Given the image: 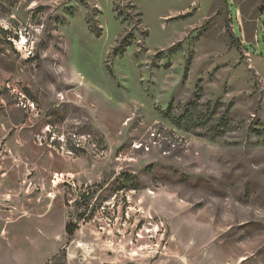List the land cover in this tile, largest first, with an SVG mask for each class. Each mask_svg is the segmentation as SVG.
Here are the masks:
<instances>
[{
  "label": "rangeland",
  "instance_id": "obj_1",
  "mask_svg": "<svg viewBox=\"0 0 264 264\" xmlns=\"http://www.w3.org/2000/svg\"><path fill=\"white\" fill-rule=\"evenodd\" d=\"M0 264H264V0H0Z\"/></svg>",
  "mask_w": 264,
  "mask_h": 264
},
{
  "label": "trees",
  "instance_id": "obj_2",
  "mask_svg": "<svg viewBox=\"0 0 264 264\" xmlns=\"http://www.w3.org/2000/svg\"><path fill=\"white\" fill-rule=\"evenodd\" d=\"M98 34V33H97ZM99 35V34H98ZM196 106H197V101L194 100L192 102H190L185 110V113L183 114V116L179 119H176L175 123L176 125H185V124H188L190 122V117H192V115L194 114L195 110H196ZM184 121V122H182ZM185 129H188V125L184 126ZM125 187V186H124ZM128 189H133V190H136L138 188V185L136 184H130L127 186ZM93 192H90L89 191H82V192H79L78 194V198L81 199L85 204H88L87 202L90 200L91 198V195H92ZM87 207V205H86ZM77 217L80 219V220H85V217L86 215L83 213H78L77 214ZM79 228V225H78V221H75L73 223H69L65 226V233L68 237L72 236L75 231Z\"/></svg>",
  "mask_w": 264,
  "mask_h": 264
},
{
  "label": "built area",
  "instance_id": "obj_3",
  "mask_svg": "<svg viewBox=\"0 0 264 264\" xmlns=\"http://www.w3.org/2000/svg\"><path fill=\"white\" fill-rule=\"evenodd\" d=\"M138 147H140V146H138ZM78 242L80 243V245H78ZM77 243H76V245L80 248V249H82L84 252H87L88 251V245L86 244V243H84V242H82V241H78Z\"/></svg>",
  "mask_w": 264,
  "mask_h": 264
},
{
  "label": "bare ground",
  "instance_id": "obj_4",
  "mask_svg": "<svg viewBox=\"0 0 264 264\" xmlns=\"http://www.w3.org/2000/svg\"><path fill=\"white\" fill-rule=\"evenodd\" d=\"M58 177V176H57ZM78 245H80V243L78 242ZM89 247V246H88Z\"/></svg>",
  "mask_w": 264,
  "mask_h": 264
}]
</instances>
